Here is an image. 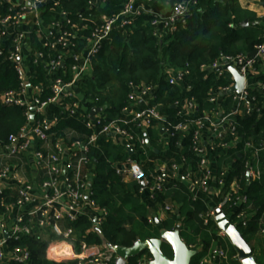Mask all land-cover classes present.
<instances>
[{"label": "built area", "instance_id": "built-area-1", "mask_svg": "<svg viewBox=\"0 0 264 264\" xmlns=\"http://www.w3.org/2000/svg\"><path fill=\"white\" fill-rule=\"evenodd\" d=\"M139 1L138 4L130 0L119 13L99 18L90 28L89 35L83 37L78 22L70 19L66 11H55L60 0H0V57L12 65L17 78V88L2 92L0 104L22 108L25 119L18 131L10 133L5 143L0 144V195L14 193L15 196L13 202L0 209V264L29 260L30 253L26 247L10 248L8 240L18 241L22 235H32L28 223L33 219L38 228L48 229L60 237L47 248L51 259L73 260L75 264H115L117 256L110 248L99 249L83 239L78 240L71 226L62 228L60 225L61 222L72 224L86 216L92 221V228L98 230L108 214L105 209H98L90 198L92 175L85 169L90 161L89 149L96 144L99 135H108L114 143L124 144L127 148L142 150L148 137L140 136L134 128L140 131L163 129L166 145L177 135L189 136L191 149L198 158L199 176L191 171L183 173L184 158L181 155L172 163L169 174L163 164L154 174L147 175L134 157L115 164L118 175L124 180H135L140 185V194L147 193L151 199L153 193L162 191L164 184L171 182L170 179L175 180L178 173L190 187L192 201L199 200V195L210 190H214L219 198L229 170L225 165L218 171L212 168V163L220 156L214 155V151H227L240 142L245 151L252 149L249 151L252 161H245L247 180L259 178L261 171L257 158L264 150V143L256 147L251 140L244 141L237 133L236 117L252 114L260 117L264 110V84H251L248 78L264 74V36L254 45V56L249 52L221 55L201 67L214 71L217 76L229 73L232 81L228 86L212 89L209 101L215 111H205L201 117L196 116V100L188 93L189 87L183 84L189 71L174 68L165 69L167 82L181 89L180 97L173 102L177 108L174 116L166 117L161 112L162 106L156 101L157 86L143 82L130 84L127 103L121 108L122 117L105 121L102 112L92 118L85 112L78 90L79 82L89 72L102 44L110 40L113 30L131 25L141 11L146 12L144 4L151 0ZM198 1L176 2L163 18L148 12L152 15L153 34L159 38V26L167 27L169 33L174 31L176 25L184 21L188 8ZM87 3L92 8V1L87 0ZM78 19L82 21L83 15L78 14ZM80 39L85 43L83 46L78 42ZM39 64L45 76L42 80L34 69ZM228 67L235 68L243 77L240 94H227L234 85ZM228 99L229 109L224 106ZM54 109L85 119V126L90 130L86 139L70 144L58 137L52 140V128L58 122ZM204 126L214 135L211 141L204 140ZM228 136L230 140H226ZM223 153L221 157L226 160L228 155ZM25 166L34 173L33 180L27 177ZM229 189L228 195L219 198L214 207L199 215L203 226L215 222V209L222 210L225 206L231 209L230 214H235L237 221L245 225L243 212L235 213L234 210L246 197L237 194L239 186L236 181ZM87 208L94 212L93 217L88 216ZM158 209L167 212L173 207L166 204ZM153 220L154 216L150 215L148 221ZM261 220L263 226L258 234L264 235V212ZM5 233H8L7 238ZM218 236L226 237L223 231H219ZM212 254L226 258L222 249H213ZM149 260L142 256L137 264H147Z\"/></svg>", "mask_w": 264, "mask_h": 264}, {"label": "trees", "instance_id": "trees-1", "mask_svg": "<svg viewBox=\"0 0 264 264\" xmlns=\"http://www.w3.org/2000/svg\"><path fill=\"white\" fill-rule=\"evenodd\" d=\"M264 8V0H261ZM66 11L70 19L79 23V32L83 37L89 35L90 28L98 22L96 11L88 6L87 0H60L58 11ZM83 15V20L78 19ZM57 16V15H56ZM152 15L141 11L132 24L122 29H114L110 40L104 42L93 59L89 72L78 85L82 105L86 113L92 108H102L105 121L122 117L121 108L127 103L130 84H151L157 86L156 101L160 103L164 116H174L177 108L173 106L175 99L180 97V88L170 85L166 80L165 69H187L183 84L189 87V94L196 100V116H203V112L215 111L209 98L213 88H223L231 84L229 73L217 76L214 71L203 70V65H209L221 55H235L241 52H251L255 44L262 41L264 36V14L262 17L245 8L239 0H199L196 5L188 8L183 22L176 25V29L169 33L168 39L162 40L153 34L150 24ZM244 20L247 26H241ZM80 46L83 40H78ZM37 69L42 80L45 76L41 71V64ZM33 82H36L33 79ZM17 88V78L12 65L0 57V94ZM229 109V99L224 103ZM58 116L57 124L52 128L55 137L62 138L67 144L76 140H85L90 130L85 126V119L69 116L54 109ZM237 133L245 141L251 140L256 147L264 143V110L260 117L252 114L246 117L237 116ZM23 109L18 106H4L0 104V144H4L10 133H15L24 124ZM140 136H147L150 147L144 150L127 148L124 144L114 143L108 135H99L96 144L89 149V163L85 169L92 175L90 198L98 209H105L108 214L98 230L92 228V221L86 216L78 221L67 224L71 226L78 240H85L89 244L103 245L109 243L114 246H132L138 240L158 238L162 230H172L180 226V237L190 249L196 250L191 257L190 264H202L201 261L209 255L215 244L226 253V258L220 264H239L235 260V249L230 241L217 235L216 224L211 221L203 226L199 215L208 211V207L201 201H192L190 187L184 181L167 182L164 189L153 193L151 199L155 208L170 205L172 211L165 212L163 219L149 222L147 208L141 199L140 185L132 179L124 180L115 172V164L123 163L134 157L142 164L146 174H154L158 165H165L166 173L171 172V165L175 161L169 153L163 154L158 140L160 129H135ZM226 140H230L228 136ZM39 147V143L37 145ZM36 146V147H37ZM167 150L176 151L184 158L183 173L191 171L199 176L197 169L198 158L191 149L189 136L177 135L169 139ZM158 150V153L155 152ZM134 150L133 153H129ZM252 149L245 151L243 143L227 151L217 149L214 155L215 170L225 165L229 172L221 188L222 196L229 194V187L233 181L239 186L237 194L245 196L234 212H243L245 225L237 221L235 214H230L228 206L222 208L231 224L236 225L242 237L251 246L253 254L259 246L260 254L255 255L258 264H264V235L258 230L263 226L261 218L264 212V150L258 154L257 163L261 174L259 178H246L245 161L249 159ZM224 152V153H223ZM228 155L223 160L221 154ZM240 155V156H239ZM84 169V170H85ZM27 177L33 180L34 173L25 166ZM14 193L9 196L0 195V209L14 201ZM220 200V199H219ZM32 235H22L18 241L8 240L10 248L14 246L26 247L30 258L25 263L6 264H75L73 260L55 261L48 259L46 250L52 240L57 238L48 229L37 227L35 220L28 223ZM91 228V232L86 231ZM104 242V243H103ZM76 250L77 246H76ZM163 254L172 258V251L167 244L162 247ZM142 255L151 257L148 251H143L127 260L126 264H137Z\"/></svg>", "mask_w": 264, "mask_h": 264}, {"label": "water", "instance_id": "water-1", "mask_svg": "<svg viewBox=\"0 0 264 264\" xmlns=\"http://www.w3.org/2000/svg\"><path fill=\"white\" fill-rule=\"evenodd\" d=\"M247 24V20L240 23L241 26ZM249 55L254 56L255 51L253 50L249 52ZM228 71L233 76L234 85L227 91V94H240L243 87V77L238 74L237 70L233 67H228ZM100 112H102V108H92L90 109L88 116L92 118L95 114ZM161 132H163V129H161ZM146 146L150 147L148 138L146 139ZM132 152V150L129 151L130 154ZM155 152L158 153V150L155 149ZM214 213L215 222L217 223L218 228L225 233L226 238L235 249V260L240 264H258L253 255L251 246L242 237L236 225L231 224L221 210L215 209ZM155 222L157 224L159 223L157 218L155 219ZM179 231L180 226L178 225L174 230L162 232L158 238H149L145 240L138 239L129 247L114 246L110 244H107V246L117 256L115 264H126L129 258L134 257L143 251H148L151 255V259L147 264H190L191 257L194 256L197 251L187 247L181 239ZM4 236L7 238L8 233H5ZM164 244H167L172 251L171 259L166 257L162 252Z\"/></svg>", "mask_w": 264, "mask_h": 264}, {"label": "crops", "instance_id": "crops-1", "mask_svg": "<svg viewBox=\"0 0 264 264\" xmlns=\"http://www.w3.org/2000/svg\"><path fill=\"white\" fill-rule=\"evenodd\" d=\"M91 1H92V6L91 7L94 8L96 13H97L96 14V19H99V18H101L103 16H111V15L119 13L121 11L123 5L126 2L130 1V0H91ZM134 1L136 3H138V4L140 2L139 0H134ZM186 1H189V0H151L149 2H146L144 4V7H145L146 12H150L151 14L158 15L160 18H163V17H166L170 13V11L172 10L173 5L176 2H186ZM239 3H240L242 8H245V9H247L249 11L254 12L257 15V17H262L263 14H264V8L262 6L261 0H239ZM245 26H247V25H245ZM158 32H159V39H162V40H165V41L168 39L169 30L167 29V27L159 26L158 27ZM248 78H249V81H250L251 84H255V85L260 84V83L264 84V74L251 75ZM161 134L162 135L159 138L158 143L162 147V153L163 154L169 153V155H171V157L174 160H179L180 152L176 151L174 153H170L167 150L168 149L167 145L164 144V141L166 140V136L163 134V132H161ZM203 134H204V140L205 141H211L213 139V137H214V135L209 131L207 126L203 127ZM215 165H216V160L212 163V168L213 169H215ZM160 166L161 165H158L157 168L160 167ZM32 177L34 178V176H32ZM175 178H176L175 180L173 178V179H170V181L171 182L172 181L173 182L183 181V175L181 173L176 174ZM141 199L146 205L148 214L153 215L155 219L157 217H159V219H163L164 218L165 212H162L161 210H159L158 208H155L153 206L151 198H150V196L147 193H142L141 194ZM199 200H201L208 208H211V207H214L217 204V202L219 201V198L217 197V195H216L214 190H210L206 194L199 195ZM86 213L90 217H93V215H94V212L91 209H89V208L86 209ZM214 223L216 224L217 235H218L219 231H221V230L218 228L217 223L216 222H214ZM60 225H61L62 228L66 227V223L65 222H61ZM164 231H168V230H162L160 232V235ZM86 232L87 233L91 232V228L88 229ZM160 235H159V237H160ZM221 238H223V237H221ZM55 239H60V237L57 236V238H55ZM147 239H149V238H147ZM224 239H226V237ZM107 244H109V243H104L101 246L100 245H96V247H98L99 249L107 248L108 247ZM91 245H95V244H91ZM213 249H221V248H220V246L218 244H215L214 248H212V250ZM212 250H211V252L209 253V255L207 257L202 259V261H201L202 264H220L221 258L218 255H213L212 254ZM51 252L53 253V252H55V250H51ZM253 255L255 257V255H256L255 250H254V254ZM142 256L146 257V255H142ZM47 257L49 259H51L49 257V255ZM146 258L147 259H151V257H146Z\"/></svg>", "mask_w": 264, "mask_h": 264}, {"label": "rangeland", "instance_id": "rangeland-1", "mask_svg": "<svg viewBox=\"0 0 264 264\" xmlns=\"http://www.w3.org/2000/svg\"><path fill=\"white\" fill-rule=\"evenodd\" d=\"M255 253H256V255H259L260 257H262L261 256V254H260V250H259V246H257L256 248H255ZM47 254L49 255V257L51 256L50 255V251H49V249L48 250H46V256H47ZM48 258V257H47ZM51 258V257H50ZM49 259V258H48ZM56 259V258H55ZM54 259V260H55ZM55 261H58L57 259L55 260ZM60 261H65L64 259H62V260H60ZM60 261H58V262H60Z\"/></svg>", "mask_w": 264, "mask_h": 264}]
</instances>
